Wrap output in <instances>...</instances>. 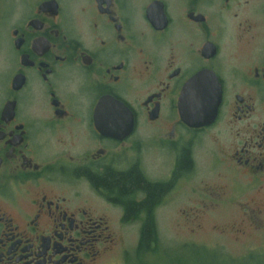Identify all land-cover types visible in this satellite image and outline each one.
<instances>
[{
  "label": "flooded vegetation",
  "instance_id": "obj_1",
  "mask_svg": "<svg viewBox=\"0 0 264 264\" xmlns=\"http://www.w3.org/2000/svg\"><path fill=\"white\" fill-rule=\"evenodd\" d=\"M232 188L264 191V0H0V264H100Z\"/></svg>",
  "mask_w": 264,
  "mask_h": 264
},
{
  "label": "rangeland",
  "instance_id": "obj_2",
  "mask_svg": "<svg viewBox=\"0 0 264 264\" xmlns=\"http://www.w3.org/2000/svg\"><path fill=\"white\" fill-rule=\"evenodd\" d=\"M235 192L232 188L222 195L236 203L214 209H192L188 205L178 208L173 203L159 209L156 226L164 249L158 263L264 264V191ZM128 232L126 249L116 251L100 264H126L124 254L138 244L135 229ZM190 245H202L204 249Z\"/></svg>",
  "mask_w": 264,
  "mask_h": 264
},
{
  "label": "water",
  "instance_id": "obj_3",
  "mask_svg": "<svg viewBox=\"0 0 264 264\" xmlns=\"http://www.w3.org/2000/svg\"><path fill=\"white\" fill-rule=\"evenodd\" d=\"M195 79L189 82V86H192V89L187 90L186 96L191 94L196 89ZM195 98V97H194ZM217 100L219 101V96L214 99V103L211 109L200 110L199 107L203 105H208L200 99L190 100L189 98H184V93L182 94V101L180 103V112L182 119L191 126H198L206 123H210L217 114Z\"/></svg>",
  "mask_w": 264,
  "mask_h": 264
},
{
  "label": "trees",
  "instance_id": "obj_4",
  "mask_svg": "<svg viewBox=\"0 0 264 264\" xmlns=\"http://www.w3.org/2000/svg\"><path fill=\"white\" fill-rule=\"evenodd\" d=\"M149 228L150 227L148 226L147 229ZM154 230H155L154 232L155 236H154L153 242L149 240L150 237L149 238L146 237V234H145L138 242V245L136 246V248L127 253L126 264H130V263L131 264H165L164 261L158 263L159 260L162 261L159 254L162 253L164 246L160 242V238L158 235L156 225L154 227ZM190 246L204 249L202 245H199V246L190 245Z\"/></svg>",
  "mask_w": 264,
  "mask_h": 264
}]
</instances>
